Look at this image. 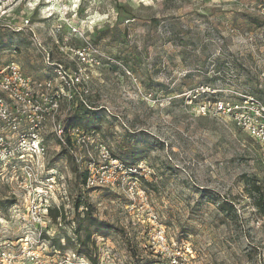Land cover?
Returning <instances> with one entry per match:
<instances>
[{
	"label": "rangeland",
	"instance_id": "rangeland-1",
	"mask_svg": "<svg viewBox=\"0 0 264 264\" xmlns=\"http://www.w3.org/2000/svg\"><path fill=\"white\" fill-rule=\"evenodd\" d=\"M47 1L8 2L11 12L0 22V64L15 60L25 73L44 79L54 74L55 63L76 69L71 49L91 42L99 62L85 65L88 78L74 99L92 111L82 126L125 167L143 173L135 179L104 161L94 144L76 151L80 173H90L94 160L100 176L109 169V184L83 189L96 216L130 239L114 230L96 234L98 264H264V217L244 178L264 183L263 150L230 116L201 113L206 95L187 101L202 84L225 89L221 99L239 92L264 99V0ZM50 12L55 14L46 17ZM15 18H29L31 25L15 32ZM33 32L46 50L33 44ZM45 139L46 163L64 176L50 201L62 216L37 230L50 263L76 250V242L67 245L63 236H74L82 180L54 132ZM4 176L0 241H17L34 227L23 218L25 192L11 182V170ZM227 201L233 209L222 208ZM59 237L66 247L55 252Z\"/></svg>",
	"mask_w": 264,
	"mask_h": 264
},
{
	"label": "built area",
	"instance_id": "built-area-1",
	"mask_svg": "<svg viewBox=\"0 0 264 264\" xmlns=\"http://www.w3.org/2000/svg\"><path fill=\"white\" fill-rule=\"evenodd\" d=\"M9 1L0 0V6L2 3L5 5L0 8V22L11 12ZM14 1L19 3L36 1V5L40 2V0L38 3L37 0ZM44 2L48 3L47 0ZM259 13L264 17V3L259 6ZM54 14L50 12L46 17ZM14 21L17 23L14 29L19 31L31 25L29 18L23 21L15 18ZM57 27L61 28L62 23ZM73 31L80 32L76 27H73ZM32 40L35 45L46 50L34 32ZM71 50L76 69L55 63L54 74L44 79L25 73L15 60L0 64V178L4 179L5 171L11 170V182L26 195L27 207L23 218L34 227L17 241H0V264H76V261L79 264H88L87 259L80 256L76 250L66 251L62 258L47 263L40 249L44 245L42 231H37L39 227L51 221L50 201L64 178L58 170L46 163L49 148L45 134L50 126L52 132L59 139H63L61 120L70 110L78 92L77 88L85 83L86 77L88 78L85 65L99 62L94 57L97 50L91 42ZM223 90L225 89L202 84L190 91L187 101L193 103L197 97L206 95L209 99L208 104L203 102L199 106V111L205 114L214 109L219 114L230 116L241 129L258 141L264 153V99L249 92H239L232 99H221L217 93ZM87 91L85 89V92ZM64 103L68 104L65 109ZM71 137V151L75 156L80 147L94 144L99 151L98 156L104 161L135 175V179L139 178L138 174H143L137 167H125L112 156L105 144L96 142L95 135L74 127ZM94 164L95 160L90 163L87 184H109V176H104L109 169H104L100 176L93 171ZM157 237L164 241V232L160 231ZM53 251L60 252L55 247Z\"/></svg>",
	"mask_w": 264,
	"mask_h": 264
},
{
	"label": "trees",
	"instance_id": "trees-1",
	"mask_svg": "<svg viewBox=\"0 0 264 264\" xmlns=\"http://www.w3.org/2000/svg\"><path fill=\"white\" fill-rule=\"evenodd\" d=\"M14 31L20 32L15 29ZM218 94L219 93H217V95ZM91 112L92 111H90V109H88L82 101H80V103L78 101L76 102V104L73 101L70 110L61 120V127L63 131V139H59V144L61 145V154L67 156V158L73 165V170L76 176H79V178L82 180L80 183H78L79 190L74 204V215L72 219V221L75 223V226L73 227L74 236H69L65 233L63 237L66 238L67 245L76 242L74 245L77 253L80 256L85 257L93 264H98V256L94 253V236L96 234H103L107 231L114 230L118 231L127 242H130V239H128L127 234L122 228H119L113 223L102 220L98 216H96L95 206L90 201L88 192L83 189V187L87 184L89 171L85 170L83 173H80L76 163V156L71 151L72 129L74 127H79L85 130L82 125H85L86 117L90 116ZM244 178L245 188L248 195L253 199L254 205L259 211L260 215L264 217V183H261V181L256 177H252L249 175L244 176ZM10 202V205L15 203V201ZM3 204L4 203L0 202L1 206ZM227 205L230 209H233V205L230 203V201L223 203L222 208L225 210ZM81 207H83L82 210L80 209ZM50 215L53 220L56 221L59 217L62 216V212L56 207H51ZM53 242H55L54 247H56V249L59 248L60 250H62L66 247L65 244H62L61 237H59L58 239H54ZM132 250L133 249L131 248V252H133Z\"/></svg>",
	"mask_w": 264,
	"mask_h": 264
},
{
	"label": "crops",
	"instance_id": "crops-1",
	"mask_svg": "<svg viewBox=\"0 0 264 264\" xmlns=\"http://www.w3.org/2000/svg\"><path fill=\"white\" fill-rule=\"evenodd\" d=\"M16 30V29H15ZM17 31H19V30H17ZM34 44V43H33ZM1 51H0V53L1 52H4V50H2V49H0ZM4 64V63H3ZM34 77H36V78H40L39 76H36V75H34ZM42 79V78H41ZM47 131H52L51 130V128H50V126H49V128H48V130Z\"/></svg>",
	"mask_w": 264,
	"mask_h": 264
}]
</instances>
